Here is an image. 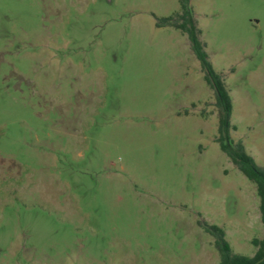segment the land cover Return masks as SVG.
Returning <instances> with one entry per match:
<instances>
[{"label": "rangeland", "instance_id": "374dc122", "mask_svg": "<svg viewBox=\"0 0 264 264\" xmlns=\"http://www.w3.org/2000/svg\"><path fill=\"white\" fill-rule=\"evenodd\" d=\"M193 4L233 138L262 167L264 0ZM179 11L0 0V264H220L204 222L253 256L256 185L216 142L215 93L188 37L157 27Z\"/></svg>", "mask_w": 264, "mask_h": 264}, {"label": "trees", "instance_id": "16d2710c", "mask_svg": "<svg viewBox=\"0 0 264 264\" xmlns=\"http://www.w3.org/2000/svg\"><path fill=\"white\" fill-rule=\"evenodd\" d=\"M180 11L170 17H156L157 27H174L185 34L192 50L200 61L206 83L213 89L216 97V107L219 110L218 135L216 142L231 162L243 175L256 185L260 198V211L264 224V168L259 166L255 159L247 152L241 140H235L233 133L236 127L232 124L233 101L224 76L217 72L206 51V45L201 38V30L195 15L191 0H179ZM208 231L215 237V244L220 253V264H264V238L254 239L256 253L253 257L236 254L232 251L226 239L225 231L216 225L204 222Z\"/></svg>", "mask_w": 264, "mask_h": 264}, {"label": "crops", "instance_id": "0c3cea01", "mask_svg": "<svg viewBox=\"0 0 264 264\" xmlns=\"http://www.w3.org/2000/svg\"><path fill=\"white\" fill-rule=\"evenodd\" d=\"M191 3H192V5H193V7H194V9H195V5L193 4V0H191ZM195 15H196V9H195ZM196 19H197V16H196ZM197 22H198V20H197ZM201 38H202V34H201ZM218 72V71H217ZM223 75V74H222ZM203 76H204V73H203ZM224 76V75H223ZM231 94V93H230ZM215 99H216V97H215ZM214 100V99H213ZM213 100H211L210 102H212ZM210 102H207V103H210ZM203 117H208L209 115H207L206 114V112H204L203 111V107H202V109H200V111H198ZM245 147H246V145H245ZM246 150H247V152L255 159V161H256V163L257 164H259L258 163V161H257V159L253 156V154H251L249 151H248V149H247V147H246ZM263 168H264V166H262ZM257 220H258V222H260V224H261V230H262V237L261 238H258V239H260V240H262L263 238H264V224H263V221H262V214H261V211H260V198H259V214L257 215ZM225 233H226V239L228 238V232L227 231H225ZM256 248V247H255ZM256 251L257 250H255L254 251V254H253V256L255 255V253H256ZM252 256V257H253Z\"/></svg>", "mask_w": 264, "mask_h": 264}]
</instances>
